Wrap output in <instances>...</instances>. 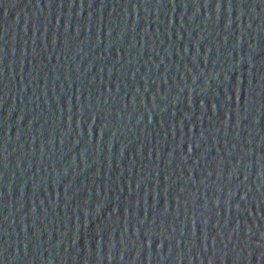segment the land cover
Returning <instances> with one entry per match:
<instances>
[{"label":"water","instance_id":"water-1","mask_svg":"<svg viewBox=\"0 0 264 264\" xmlns=\"http://www.w3.org/2000/svg\"><path fill=\"white\" fill-rule=\"evenodd\" d=\"M0 264H264V0H0Z\"/></svg>","mask_w":264,"mask_h":264}]
</instances>
